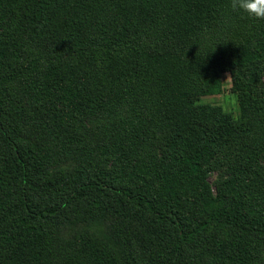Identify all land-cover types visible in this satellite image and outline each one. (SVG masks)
I'll return each mask as SVG.
<instances>
[{
  "label": "trees",
  "instance_id": "trees-1",
  "mask_svg": "<svg viewBox=\"0 0 264 264\" xmlns=\"http://www.w3.org/2000/svg\"><path fill=\"white\" fill-rule=\"evenodd\" d=\"M257 66L264 20L229 0H0V264H118L80 232L133 217L130 206L169 224L176 261L208 246L206 228L223 220L242 240L200 253L201 264H264V90L248 80ZM223 73L239 114L213 121L220 109L194 99ZM84 122L96 126L88 138L76 133H88ZM226 152L232 176L215 206L208 166ZM51 154L56 165L41 170ZM184 200L208 219L192 227Z\"/></svg>",
  "mask_w": 264,
  "mask_h": 264
},
{
  "label": "rangeland",
  "instance_id": "rangeland-1",
  "mask_svg": "<svg viewBox=\"0 0 264 264\" xmlns=\"http://www.w3.org/2000/svg\"><path fill=\"white\" fill-rule=\"evenodd\" d=\"M39 56L40 54L38 52H28L24 60L28 63L34 58H39ZM74 56L76 55H72V57ZM68 58L69 55L49 60L42 58L41 60L39 59V65L41 69L44 70L47 65H54L58 62L66 61ZM248 80L254 89V94H261L264 90V66H257L255 70L250 71ZM194 104L195 106H207L220 109L217 115L215 114V116L211 118L213 121L220 119V114L222 112L232 114L234 117L239 114L236 97L232 89V82L228 73L221 74L219 79L212 82L211 89H209L205 95L196 97L194 99ZM83 124L84 129L87 130L88 133L81 128H77L76 133L81 137L88 138L87 134L94 132L96 126L90 122H84ZM15 131L18 132V129H15ZM113 155L114 156L110 155L109 157L103 158V165L106 171L113 167L112 164L117 157L115 154ZM35 157L38 159L39 155L35 154ZM233 160L230 152H226L217 155L212 160L214 164L208 166L209 172L207 181L212 193V203H214L215 206L221 205L219 202L222 201V198L219 191H221L220 188L224 187L223 183L232 176L228 168L229 163H232ZM42 161V164H39L41 170L46 169L47 165H56L52 154ZM59 168H61V171H65L67 175L74 177V169L72 167L61 165ZM256 170L263 178L264 154L258 160ZM63 175V172L59 174L56 169L52 172V176H55V178H62ZM91 177V179H93V176ZM46 180L52 182L53 179L47 178ZM128 181L132 182V184L136 183L138 188L142 187L140 182L138 183L131 179H128ZM225 202L230 203V201H224V203ZM183 203L185 216L189 217V220H193L191 224L192 227H195L197 222H203L208 219V213L205 212L204 209L192 211L189 207V201L184 200ZM242 204L244 205V202H242ZM246 204L252 206L249 200L246 201ZM2 213L5 214L6 212L2 210ZM126 213L134 216L131 218L128 215L124 216L125 218L120 221L121 223L107 224L102 227L98 223H94L89 229L80 232L83 236L93 237L99 240L101 244L109 247L114 252L118 264H201V260H199L200 253L205 252L209 255V253L212 254L214 251H217V249L219 251L226 249L232 250V243H236V241L234 242L236 238H241L242 240L244 232L240 227L226 225L223 220H213L208 228H206L211 234L208 246L205 248H192L190 250L187 246L184 249V252L186 251L184 256L180 261H176L173 246L171 244L170 228L166 221L164 223L153 222V220L147 216L146 212L137 206H130ZM137 218H140L141 223H143L142 227L137 225L139 224L136 221ZM190 229L191 228H189V230ZM257 239L258 238H255L256 241H260ZM214 240H216V245H213ZM262 246H264V244ZM235 251L237 254H240L243 249L238 247Z\"/></svg>",
  "mask_w": 264,
  "mask_h": 264
},
{
  "label": "clouds",
  "instance_id": "clouds-1",
  "mask_svg": "<svg viewBox=\"0 0 264 264\" xmlns=\"http://www.w3.org/2000/svg\"><path fill=\"white\" fill-rule=\"evenodd\" d=\"M232 11H242L250 17L264 20V0H229Z\"/></svg>",
  "mask_w": 264,
  "mask_h": 264
}]
</instances>
